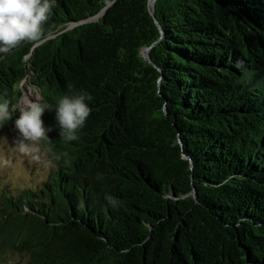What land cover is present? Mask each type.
I'll return each instance as SVG.
<instances>
[{
    "label": "trees",
    "instance_id": "1",
    "mask_svg": "<svg viewBox=\"0 0 264 264\" xmlns=\"http://www.w3.org/2000/svg\"><path fill=\"white\" fill-rule=\"evenodd\" d=\"M148 5L55 0L39 42L0 54V102L18 106L25 82L53 107L92 96L76 141L45 110L54 166L2 196V255L264 264V0Z\"/></svg>",
    "mask_w": 264,
    "mask_h": 264
},
{
    "label": "clouds",
    "instance_id": "2",
    "mask_svg": "<svg viewBox=\"0 0 264 264\" xmlns=\"http://www.w3.org/2000/svg\"><path fill=\"white\" fill-rule=\"evenodd\" d=\"M55 0H0V54H8L22 42H39L44 35L43 26L48 21ZM73 89L72 84L67 85ZM92 96L86 92H71L60 96L55 107L42 102L36 95V101L27 100L26 106H11L9 100L0 102V123L11 119L13 113L19 109L20 115L15 120V127L19 131V138L15 144L17 151L26 156H32L40 161L39 144L49 141L47 133L51 127H45L42 116L45 110L55 108L56 120L60 128L61 139L67 142L79 139L77 133L85 126L92 109L87 101ZM51 151V148L48 149ZM67 153L64 156L67 157ZM60 159V157H55ZM54 166L53 161L46 162ZM110 199V198H109ZM110 202L111 201L110 199ZM114 203V202H113Z\"/></svg>",
    "mask_w": 264,
    "mask_h": 264
},
{
    "label": "rangeland",
    "instance_id": "3",
    "mask_svg": "<svg viewBox=\"0 0 264 264\" xmlns=\"http://www.w3.org/2000/svg\"><path fill=\"white\" fill-rule=\"evenodd\" d=\"M21 86L22 95L27 91H32L40 96L38 90L29 83H22ZM35 101L36 98L33 102ZM20 102H18V107H23ZM15 120L10 123H0V201L6 193H17L23 186H38L48 178L51 170V166L46 163L49 158L43 141L39 144V162L32 156H26L17 151L15 142L20 134L15 127ZM0 256V264H26L25 257L14 252L4 255L0 252Z\"/></svg>",
    "mask_w": 264,
    "mask_h": 264
},
{
    "label": "water",
    "instance_id": "4",
    "mask_svg": "<svg viewBox=\"0 0 264 264\" xmlns=\"http://www.w3.org/2000/svg\"><path fill=\"white\" fill-rule=\"evenodd\" d=\"M148 1H149V5H148L149 11L153 15V17H154L155 16L154 15V3H155L156 0H151V1L148 0ZM147 51H148L147 48L144 49V54L145 55L147 54ZM179 144H180L181 147L183 146L181 140H179ZM183 158H185V159H187L189 161L190 167L192 168L193 167V161L190 159V157L187 156L185 153H183Z\"/></svg>",
    "mask_w": 264,
    "mask_h": 264
},
{
    "label": "bare ground",
    "instance_id": "5",
    "mask_svg": "<svg viewBox=\"0 0 264 264\" xmlns=\"http://www.w3.org/2000/svg\"><path fill=\"white\" fill-rule=\"evenodd\" d=\"M151 1V0H150ZM36 98V94H34L32 91H27L22 95L21 98V104H23V106H26V102L27 100H31L33 101Z\"/></svg>",
    "mask_w": 264,
    "mask_h": 264
}]
</instances>
